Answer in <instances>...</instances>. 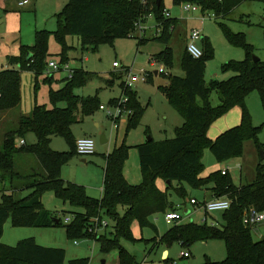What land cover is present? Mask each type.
I'll return each mask as SVG.
<instances>
[{
  "label": "trees",
  "instance_id": "obj_1",
  "mask_svg": "<svg viewBox=\"0 0 264 264\" xmlns=\"http://www.w3.org/2000/svg\"><path fill=\"white\" fill-rule=\"evenodd\" d=\"M244 1L248 0H174L177 5H198L201 13L214 14L217 20L229 17ZM166 12L163 0H69L56 15V30H37L33 45H22L18 55L8 56V64L12 67L0 70V112L20 104L22 71L41 74L49 69V42L52 36L61 45V63L66 64L71 48L68 36L79 35L84 48L96 49L102 42L137 37L139 25H146L150 17H154L157 27L154 38L167 45L155 60L161 59L172 67L173 51L169 44L179 19L167 16ZM220 23L225 24L224 21ZM225 32L231 42L246 50L243 60L226 65L234 68L235 75L227 80L206 83V61L211 57L212 49L205 39L202 42H206V50L200 58H194L186 48L181 60L184 76L165 75L168 83L159 88L185 121L176 129L175 137L155 140L147 130L151 139L135 146L142 172L139 184L131 183L124 173V165L132 148L125 140L106 156L101 198L90 196L84 185L62 178L63 165L78 153L77 138L72 130L78 121L77 112L89 115L102 105L98 94L83 97L75 93V89L86 85L91 76L83 68L74 70L65 79L62 88L51 91L54 107L36 104L30 115L20 117L17 127L5 133L0 149V264H89V258L67 261L65 249L43 246L33 237L22 239L15 245L2 241L8 219L14 226L62 225V219L44 207L42 195L48 190H53L63 201L75 207L72 221L65 225L69 239L93 238L99 242L103 253L118 252V264H138L122 241L135 240L132 230L134 222L144 229L152 224V216L159 213L166 215L178 209V205L170 199V189L187 195L185 183L192 188L209 189L216 198L226 197L231 201L230 208L223 211L224 224L212 225L206 221L175 223L161 237L153 238L155 245L180 242L189 246L198 240L223 239L227 248L226 258L221 261L207 258L202 264H264V239H255L254 227L244 223L246 212L253 209L264 211V165H258L256 179L247 185L235 184L230 172L224 174L222 169L207 176L202 175L206 148L211 149L218 162L241 156L246 139H252L258 148H264L258 140L261 126L253 124L246 105L247 96L257 90L264 108V61L254 60L253 46L246 41L245 33L232 32L226 26ZM149 39L140 35L139 45ZM122 73L118 76L115 74L107 82L113 85L115 77L122 78ZM120 86L121 96L128 97L127 105L133 110L127 120V135L141 124L146 108L133 88L126 86L125 80L121 81ZM214 91L220 99L216 106L211 102ZM120 97L112 98L109 103L117 102ZM59 102H64L65 106H58ZM235 106L242 109L241 123L215 139L209 137V127ZM29 132L36 134L34 144H28L25 140ZM55 135L65 137L70 150H54L51 142ZM18 139L23 141L20 145L17 144ZM20 154L27 155L24 157L28 165H34L30 166L31 172L23 173L17 168ZM158 178L166 182L165 190L157 185ZM23 189H32V192L19 197L16 192ZM105 216L110 220L104 231L99 234L90 232L94 225L92 219ZM109 226L112 228L110 232L107 229ZM165 261L170 263L169 258Z\"/></svg>",
  "mask_w": 264,
  "mask_h": 264
},
{
  "label": "rangeland",
  "instance_id": "obj_2",
  "mask_svg": "<svg viewBox=\"0 0 264 264\" xmlns=\"http://www.w3.org/2000/svg\"><path fill=\"white\" fill-rule=\"evenodd\" d=\"M167 11L173 18H178L179 22L173 30L169 46L173 51V66L170 67L163 60H155L158 53L166 48V44L154 36L157 35L156 21L150 17L143 30H139L137 37L117 38L114 42H102L96 49L84 48L82 38L79 35L68 36L70 49L68 51L67 65L70 70L84 69L91 75L87 84L75 89L79 96L87 97L95 94L99 95L100 101L108 106L112 98H118L122 94L120 83L127 79L126 68H132L135 73L145 70L152 76L147 81H139L133 84L132 88L137 93L139 101L145 106V113L141 124L128 132L126 135L127 119L120 121L117 128H113V120L107 115L106 111L98 108L94 113L83 115L78 111V121L72 126L76 138L85 135L91 136L96 141V153L83 156L78 153L72 155L68 163L62 167L61 175L66 181H71L84 185L88 194L95 198H100L103 193V184L105 177V166L107 153L113 151L123 141L130 145V156L124 165L126 178L133 184H139L142 181L141 164L138 149L136 145L143 143L148 139L149 134L155 140H163L175 137V129L182 126L184 117L169 103L165 94L160 90V85H166L167 74L184 76L185 72L181 66L182 56L186 50L188 35L195 28L202 30L203 39L207 40L212 55L206 61L205 81L207 84L211 80H227L235 75L233 67H226L230 62L241 61L246 57L244 47L235 45L225 32V26L232 32L245 33V39L253 46V54L264 61V0H248L235 8L233 13L226 19H215L207 16L204 22L199 19L200 13L187 12L182 5H177L174 0H163ZM225 22V26L220 23ZM140 35L151 38L139 45ZM199 40L198 44L205 52L206 42ZM62 51L61 45L54 36L49 42V61L61 63ZM118 62L119 67L114 66ZM17 68H20L17 65ZM164 68L167 73H158ZM123 72V73H122ZM122 78H116L113 85L107 80H111L115 74H121ZM69 77V71L63 66L57 71L46 70L41 74L32 71H22L21 73V94L22 107L24 110H33L36 104L46 105L49 108L54 107L50 94L52 90H58L65 85V79ZM213 105L220 103L219 94L214 91L211 96ZM246 105L252 116L253 124L261 126L258 134L260 144L264 145V108L257 90L252 91L246 98ZM58 106L64 107V102H59ZM18 110V109H17ZM241 107L235 106L226 114L216 120L208 129V135L216 138L227 129L237 126L241 123ZM17 111H13L15 115ZM1 129V128H0ZM149 130V134H147ZM105 134L108 142L101 143L100 137ZM28 144H34L37 141L36 134L29 132L25 136ZM21 139H18L19 145ZM51 147L56 151L70 150V145L61 135L52 137ZM1 149V146H0ZM20 154L17 157V168L28 173L32 171L34 165L27 164L25 157ZM36 160L35 157H33ZM85 160V161H84ZM203 163L205 169L202 175L207 176L217 169L230 168V174L235 184L247 185L257 177V168L259 164L264 165V148H258L255 141L246 139L244 141V151L239 157L230 158L223 162H218L210 148H206L203 154ZM104 167V168H103ZM158 183L165 187V181L158 178ZM186 194L179 193L176 189H170V199L175 205H182V212L187 214L182 222H196L212 224L218 221V225H223V211H215L207 214L204 209H198L190 202V198H196L199 203L206 201L209 189L192 188L185 183ZM32 189H23L17 193L19 197L28 196ZM2 201V192H0V202ZM42 201L45 209L52 214L60 217L62 225L50 226H14L11 219H8L4 225V234L2 241L15 245L20 240L33 237L36 241L46 247L62 248L66 251V259L89 258V264H101L103 259L107 264H118V252L113 250L109 253H103L100 244L93 238L84 237L71 240L67 236L65 218L73 215L75 207L69 202L63 201L53 190L43 193ZM164 213H159L151 218L152 224L141 229L137 222L133 224V235L135 240H123V245L135 256L138 264H202L207 258L221 261L227 256V248L223 239L198 240L195 243L186 246L180 242L172 245L159 243L155 245L153 238L161 237L171 227V223L166 220ZM95 218V217H94ZM105 219L110 220L105 216ZM111 222V221H110ZM259 234L253 228L255 239L264 235V221L259 223ZM108 231H112L109 226ZM101 229L99 233H102ZM165 251H168L167 257L170 263L165 261ZM190 252V256L184 257L182 252ZM172 262V263H171Z\"/></svg>",
  "mask_w": 264,
  "mask_h": 264
},
{
  "label": "crops",
  "instance_id": "obj_3",
  "mask_svg": "<svg viewBox=\"0 0 264 264\" xmlns=\"http://www.w3.org/2000/svg\"><path fill=\"white\" fill-rule=\"evenodd\" d=\"M18 1L19 0H0V70L12 67L8 64V56L18 55L22 45L34 44L37 30H56V15L63 9L69 0H33L25 6H19ZM167 12L170 14V17H172L171 13L169 11ZM13 111H17L15 115ZM31 113L32 109L28 111L23 109L22 101L15 108L0 112V146H2L5 133L17 127L20 117L28 116ZM17 144L19 145L18 141ZM157 185L162 190L166 189V186L163 187L160 185L158 180ZM165 185L167 184L165 183ZM215 198L216 196L210 191L206 196V201ZM254 228L256 229V233L259 234L258 226ZM259 235H261V233ZM261 237H263V235ZM167 254L168 251H165V258Z\"/></svg>",
  "mask_w": 264,
  "mask_h": 264
},
{
  "label": "built area",
  "instance_id": "obj_4",
  "mask_svg": "<svg viewBox=\"0 0 264 264\" xmlns=\"http://www.w3.org/2000/svg\"><path fill=\"white\" fill-rule=\"evenodd\" d=\"M33 0H19L18 4L19 6H25L32 2ZM183 9L187 12H198L200 13L199 19L204 22L207 16L214 17V14L201 13V9L198 5L192 4V3H185L182 5ZM167 16H170L168 12H166ZM145 28V25H139V30H143ZM203 39L202 30L200 28L193 29L188 37L187 42V50L188 52L194 57V58H200L203 55V50L198 44L199 40ZM118 62H114L115 67H119ZM65 67L69 71V76L73 74V70H70L67 64H58L54 61H50L49 63V69L52 71H57L62 69V67ZM127 79H126V86L132 87L134 83L139 81H147L149 78L150 73L141 70L140 73H135L132 68H126L125 69ZM167 73L164 68H161L158 73ZM128 103V97L123 95L121 96L117 102L113 104H109L108 106H105L102 104L100 106L101 109L105 110L107 115L113 120V128H117L120 125V121L123 119H129V116L132 114L133 110L129 108L127 105ZM23 142V141H22ZM21 142V143H22ZM77 152L80 155L83 156H89L96 152V141L91 136H83L77 139ZM230 168H223L222 172L226 174L227 172H230ZM190 202L196 206L198 209H204L207 214L215 212V211H225L230 208L231 201L226 197H219L215 198L209 201H206L204 203H199V201L195 198H191ZM188 214V213H187ZM185 213L182 212V205L178 206V209L171 210L166 213V220L168 223H171L172 225L175 223H180L183 221V219L186 217ZM73 219V216H67L65 218V222L69 223ZM207 220V217L205 221ZM264 221V211H257L255 209L248 211L245 213L244 217V223L248 225H252L253 227H256L259 223ZM92 222L94 225L90 228V232H94L95 234H99L101 229H104L108 224V220L105 218H99L95 217L92 219ZM218 224L216 221L212 222V225ZM182 256L188 257L190 256L188 251L182 252Z\"/></svg>",
  "mask_w": 264,
  "mask_h": 264
},
{
  "label": "water",
  "instance_id": "obj_5",
  "mask_svg": "<svg viewBox=\"0 0 264 264\" xmlns=\"http://www.w3.org/2000/svg\"><path fill=\"white\" fill-rule=\"evenodd\" d=\"M253 57H254V60L255 61H258L260 58L258 57V56H256V55H253ZM157 73V72H156ZM148 139H151V137H149ZM100 142L101 143H105V142H107V138H106V136H105V134L103 133L102 135H101V137H100ZM170 181H168V183H169ZM262 239H264V235H263V237H262ZM101 264H106V260L105 259H103L102 261H101Z\"/></svg>",
  "mask_w": 264,
  "mask_h": 264
}]
</instances>
